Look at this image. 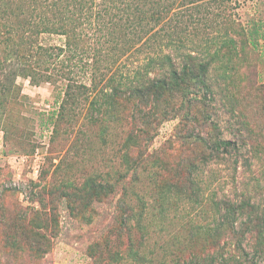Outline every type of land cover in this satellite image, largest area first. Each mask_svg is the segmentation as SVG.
<instances>
[{"label": "rangeland", "instance_id": "rangeland-1", "mask_svg": "<svg viewBox=\"0 0 264 264\" xmlns=\"http://www.w3.org/2000/svg\"><path fill=\"white\" fill-rule=\"evenodd\" d=\"M52 1L0 0V264H87L95 254L108 264L111 254L128 251L127 237L102 235L118 225L113 219L123 190L118 186L108 200L88 207L79 189L90 176L133 178L122 154L128 133L137 131L130 122L135 103L118 106L124 119L107 120L103 140L104 121L91 118L93 95L67 101L61 81L45 80L51 72L64 80L60 60L49 53L65 37L43 24L44 16L53 23ZM191 8L183 7L184 29L176 30L185 52L194 49L198 60L208 61L212 93L176 95L170 102L181 109L132 150L133 158L145 156L134 188L143 201L131 195L129 202L155 213L145 221V235L133 227L132 239L146 264H186L195 257L202 264H264L244 228L232 234L222 227L213 238L222 221L215 203L226 200L254 210L253 219L264 225V0H199ZM94 33L88 28L86 35L94 39ZM162 44L171 51L166 40ZM130 62L117 66L126 70ZM223 141L230 143L218 146ZM192 180L199 196L161 204L170 183Z\"/></svg>", "mask_w": 264, "mask_h": 264}, {"label": "trees", "instance_id": "trees-1", "mask_svg": "<svg viewBox=\"0 0 264 264\" xmlns=\"http://www.w3.org/2000/svg\"><path fill=\"white\" fill-rule=\"evenodd\" d=\"M198 1L53 0L52 4L57 7L53 23H50V17L44 16L43 24L65 37L64 44L53 46L54 52L49 53L60 60L63 66L60 75L64 80L55 78L54 72L46 74L44 78L54 83L61 81V90L67 101L77 93L93 95L92 105L95 108L91 118L95 122L104 121L100 129L103 140L109 135V126L105 122L124 119L121 112H116L118 106L127 100L135 103L130 122L137 131L132 129L128 133L122 154L123 160L129 166L128 171L132 170L133 178L128 179L127 173H119L116 182H111L90 176L79 189L88 207L97 201L108 200L118 186L123 190L116 203L113 219L118 225L109 226L102 235L109 241H121V238L127 237L128 251L126 255L111 254L112 261L108 264H122L124 260L138 264L147 263L140 250L135 247L132 230L137 227L145 235L148 226L145 221L149 217L154 218L155 213L151 214L144 203L135 207L129 202L132 201L129 196H138L134 188L140 182L139 169L145 160L142 154L133 158L132 150L141 149L144 137L155 125L177 114L183 105L170 102L176 95L200 99L203 96L201 92L204 96L212 93V85L207 78L208 61L198 60L194 49L185 52L180 46L183 35L176 30L184 29L180 15L183 7L192 6L193 9ZM88 28L94 30V39L86 35ZM164 29L173 30L166 33ZM164 40L171 44V51L163 47ZM175 56L181 58L179 63ZM125 58H130L132 65H128L126 70H119L117 63ZM66 61L69 62L66 64ZM79 72L83 77L78 75ZM229 143L223 141L218 146ZM197 184L195 180L181 185L177 182L170 183L161 193V204L173 196H199L200 193L196 192ZM137 200L143 201L139 196ZM215 205L216 211L222 215V221L214 230L213 238L216 239L222 227L231 229L232 234H238L240 232L237 230L244 228L248 236L254 239L253 250L264 256V225L253 219L254 210L231 200ZM166 211L161 207L158 212L165 215ZM240 247L243 252L247 251L245 247ZM95 255L94 262L87 264H101L100 254ZM196 262L202 264L201 258L195 257L186 264Z\"/></svg>", "mask_w": 264, "mask_h": 264}]
</instances>
